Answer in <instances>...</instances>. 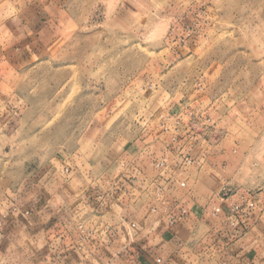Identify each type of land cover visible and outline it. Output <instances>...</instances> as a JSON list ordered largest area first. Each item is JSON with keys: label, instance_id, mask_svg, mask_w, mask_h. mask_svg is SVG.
I'll list each match as a JSON object with an SVG mask.
<instances>
[{"label": "rangeland", "instance_id": "obj_1", "mask_svg": "<svg viewBox=\"0 0 264 264\" xmlns=\"http://www.w3.org/2000/svg\"><path fill=\"white\" fill-rule=\"evenodd\" d=\"M26 1L11 0L14 12ZM65 9L51 47L8 73L1 109L17 115L0 128L2 187L92 142L103 154L106 128L131 140L168 115L167 102L192 95L189 110L203 113L192 142L218 195L264 214V0H66Z\"/></svg>", "mask_w": 264, "mask_h": 264}, {"label": "crops", "instance_id": "obj_2", "mask_svg": "<svg viewBox=\"0 0 264 264\" xmlns=\"http://www.w3.org/2000/svg\"><path fill=\"white\" fill-rule=\"evenodd\" d=\"M8 3L5 21L0 5V128L17 115L1 109L8 73L51 47L66 16V0H27L20 14ZM193 102L192 95L167 102L166 128L159 117L131 140L106 128L103 154L92 142L90 152L78 149L51 170L9 179L17 186L0 182V264H264V214L255 210L233 233L236 199L218 195L211 165L192 142L203 119L189 110Z\"/></svg>", "mask_w": 264, "mask_h": 264}, {"label": "built area", "instance_id": "obj_3", "mask_svg": "<svg viewBox=\"0 0 264 264\" xmlns=\"http://www.w3.org/2000/svg\"><path fill=\"white\" fill-rule=\"evenodd\" d=\"M173 118L170 114L168 115H160V119L162 121V126L167 127V123ZM175 123L178 124L179 120H175ZM186 163H193L196 162L195 159L191 157L186 158ZM159 165V164H158ZM182 185H185L184 182H182ZM256 204L253 200H246L243 203L235 201L230 206V225L232 227L233 233L238 234L245 226V220L247 217L255 210ZM221 208L216 207L215 212H220ZM182 213L185 214L186 210L183 209ZM171 223L175 222V218L170 219Z\"/></svg>", "mask_w": 264, "mask_h": 264}]
</instances>
